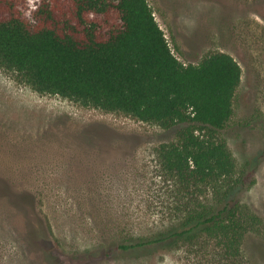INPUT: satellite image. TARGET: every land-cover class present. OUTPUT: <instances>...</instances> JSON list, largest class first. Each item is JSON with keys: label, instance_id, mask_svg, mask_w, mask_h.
Here are the masks:
<instances>
[{"label": "rangeland", "instance_id": "1", "mask_svg": "<svg viewBox=\"0 0 264 264\" xmlns=\"http://www.w3.org/2000/svg\"><path fill=\"white\" fill-rule=\"evenodd\" d=\"M149 2L183 62L221 50L242 66L223 132L246 170L242 202L263 223L235 264H264V0ZM180 127L40 92L0 65V264H234L202 236L150 251L119 246L179 225L188 192L158 148Z\"/></svg>", "mask_w": 264, "mask_h": 264}, {"label": "trees", "instance_id": "2", "mask_svg": "<svg viewBox=\"0 0 264 264\" xmlns=\"http://www.w3.org/2000/svg\"><path fill=\"white\" fill-rule=\"evenodd\" d=\"M29 1L0 0L1 66L40 92L164 128L181 125L158 148L164 170L188 192L179 225L121 242V250L150 251L202 236L237 263L248 232L263 222L242 202L246 170L223 132L242 81L236 57L215 50L199 63L183 62L149 0H36L28 12ZM204 193L210 199H201Z\"/></svg>", "mask_w": 264, "mask_h": 264}, {"label": "bare ground", "instance_id": "3", "mask_svg": "<svg viewBox=\"0 0 264 264\" xmlns=\"http://www.w3.org/2000/svg\"><path fill=\"white\" fill-rule=\"evenodd\" d=\"M201 3H202V2H201ZM205 3H206V2H205ZM209 4H210V2H209ZM183 11H184V10H183ZM183 11H182V12H183ZM187 14H188V13H187Z\"/></svg>", "mask_w": 264, "mask_h": 264}]
</instances>
